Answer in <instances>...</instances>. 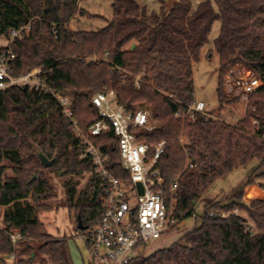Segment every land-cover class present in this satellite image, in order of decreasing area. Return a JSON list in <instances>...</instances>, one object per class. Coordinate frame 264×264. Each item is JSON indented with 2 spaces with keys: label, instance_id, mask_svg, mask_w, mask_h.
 <instances>
[{
  "label": "trees",
  "instance_id": "16d2710c",
  "mask_svg": "<svg viewBox=\"0 0 264 264\" xmlns=\"http://www.w3.org/2000/svg\"><path fill=\"white\" fill-rule=\"evenodd\" d=\"M78 14H87L79 0H0V36L10 41L0 46V56H15L9 59L10 76L41 70L38 76L47 88L70 98L84 132L100 119L92 103L98 93L113 91L119 105L130 112L148 108L157 128L143 132L140 139L152 145L166 142L157 166L167 194L178 178L179 222L196 215V205L216 181L253 162L257 165L246 186L264 190V0H203L195 10L192 0H177L171 9L159 12H149L135 0H114L112 20L97 32L72 30L70 23ZM216 21L221 22L214 42L219 108L241 100L227 97L223 89L222 79L231 67L253 70L263 83L236 126L202 114H196L195 122L175 116L186 112L195 98L194 64ZM26 26L28 34L12 40V31ZM93 141L109 155L114 175L127 182L112 131ZM35 146L49 159L56 156L52 167L41 164ZM81 152L53 94L27 85L0 91V264H7L11 255L16 264H74L67 239L47 232L39 219L51 209L41 202L51 196V178L61 172L68 178L63 182L67 206L76 218L81 216L86 230L79 232L88 246L87 238L103 214L105 192L92 160L82 159ZM188 159L193 169L186 170ZM8 169L14 176H7ZM85 176L87 185L76 197L73 178ZM248 194L251 203L244 201V188L230 201L206 200L199 226L172 246L139 255L128 264H264V201L258 200L264 193ZM212 210L228 216H210ZM236 212L244 213L253 226ZM11 230L22 236L16 246Z\"/></svg>",
  "mask_w": 264,
  "mask_h": 264
},
{
  "label": "built area",
  "instance_id": "2783aa9c",
  "mask_svg": "<svg viewBox=\"0 0 264 264\" xmlns=\"http://www.w3.org/2000/svg\"><path fill=\"white\" fill-rule=\"evenodd\" d=\"M29 28L26 26L13 30L12 40L28 34ZM10 58H15L10 52L0 56V91L27 85L30 89L53 94L65 118L72 124L74 136L82 151L81 158L92 160L94 174L102 182L105 192L102 199L104 210L96 230L87 238L92 255L89 264H128L141 255L138 253L139 248L185 222H179L176 215L178 178L173 181L167 194L166 180L157 166L165 152L166 142L152 145L140 139L143 132H152L157 128L150 111L138 108L137 111L130 112L119 105L113 91L98 93L92 98V103L98 110L100 119L84 132L74 115L70 98L47 88L38 76L41 72L39 69L21 77L10 76ZM225 78L229 89L237 91L238 98L246 104L250 96L263 85L253 70L240 65L231 67ZM136 87L140 89L139 78L136 80ZM196 114L215 118L208 113L206 104L195 98L187 105L186 112H177L175 116L195 122ZM110 131L117 138L120 166L129 175L127 182L114 175L109 168V155L103 153L93 141ZM187 141V137L183 135L181 143L185 144ZM194 167L192 160L188 159L186 170ZM138 184H141L143 194L140 193ZM209 215L226 218L228 213L212 210ZM9 237L15 246L22 238L18 230H11ZM8 261L16 264V256L11 255Z\"/></svg>",
  "mask_w": 264,
  "mask_h": 264
},
{
  "label": "rangeland",
  "instance_id": "374dc122",
  "mask_svg": "<svg viewBox=\"0 0 264 264\" xmlns=\"http://www.w3.org/2000/svg\"><path fill=\"white\" fill-rule=\"evenodd\" d=\"M135 1H137L140 5L146 6L149 12H159L162 6L161 1L171 3L173 0ZM202 1L203 0H192L193 9L195 10ZM113 3L114 0L80 1L79 7L85 10L87 14L85 16H80V14H78V16L70 23L71 29L75 31L80 30L97 32L105 28L113 18ZM220 30L221 22L216 21L213 24L212 31L209 36V43L202 50L199 62L194 64L193 73L195 99L197 101H203L207 106L208 113H210L215 118H218L219 120L224 121L227 124L235 125L245 117L248 104L240 100L234 104L225 106L223 109L219 108L218 99L216 96V89L219 83V55L215 49L214 42L216 38H218ZM9 44L10 41L7 38L0 36V46H8ZM222 83L224 92L228 93L226 94L227 97L238 98V92L234 91L233 89H229L225 77H223ZM141 108L150 111L146 107ZM4 164H6L8 167H11L8 162H4ZM256 165L257 164L253 162L246 167L234 170L225 178L216 181L207 190L203 198L196 205V215L193 218L186 220L185 223L179 225L173 231L164 234L159 239L151 240L149 243L139 248L138 253L143 256H151L155 252L164 248H168L174 243L179 242L186 232L200 225L201 220L199 216L204 212L206 200L220 202L232 200L234 198L233 193L236 190L241 191L246 186L250 176L256 168ZM6 174L7 176H14V172L11 169H8ZM63 177L64 175L59 177H50L51 184L54 188L53 193L48 199L42 200L41 203L50 205L51 209L40 213L39 219L45 225L47 232L54 235L55 237H65L67 239L74 264H89L92 258L91 251L87 246L86 240L84 239L83 235H81L79 229L77 228L78 222L75 212H70L67 206L63 182L68 178ZM73 181L77 189L76 197H78L86 187L88 179L87 176H85L83 178H73ZM256 186L259 187L258 185ZM257 191L259 190L255 187L244 191V201L247 203L253 202L249 201L250 194L248 193L252 192L253 194H255ZM261 200L264 201V198ZM236 213L244 218H247V216L242 212ZM247 221L251 225H253L248 218ZM0 226H3L1 220ZM254 230L256 231L255 226ZM7 263L11 264L8 260Z\"/></svg>",
  "mask_w": 264,
  "mask_h": 264
},
{
  "label": "water",
  "instance_id": "95a60500",
  "mask_svg": "<svg viewBox=\"0 0 264 264\" xmlns=\"http://www.w3.org/2000/svg\"><path fill=\"white\" fill-rule=\"evenodd\" d=\"M135 46H133L132 48H134ZM35 151H36V154L41 162V164L45 167V168H50L52 167L54 164H55V161H56V156L53 158V159H49L40 149L39 147L35 146ZM64 173L61 172L60 173V176H62ZM36 177H34L30 182H32ZM139 190H140V193L143 194V188L141 186V184H138L137 185ZM77 222H78V229L80 231H85L86 230V227L83 225V222H82V219H81V216L78 215L77 217Z\"/></svg>",
  "mask_w": 264,
  "mask_h": 264
},
{
  "label": "crops",
  "instance_id": "0c3cea01",
  "mask_svg": "<svg viewBox=\"0 0 264 264\" xmlns=\"http://www.w3.org/2000/svg\"><path fill=\"white\" fill-rule=\"evenodd\" d=\"M177 0H173L171 3H166V2H164V1H161V4H162V6H161V8H164L165 10H169V9H171V7L173 6V4L176 2ZM143 6V5H142ZM146 7V6H145ZM160 8V9H161ZM80 9H81V7H80ZM257 188L259 191H261V192H263L264 193V190H261L259 187H257L256 185H252V186H245L244 187V191H247L248 189H250V188ZM236 192V191H235ZM234 192V193H235ZM233 193V194H234ZM261 199H263V198H260V200ZM185 223V222H184Z\"/></svg>",
  "mask_w": 264,
  "mask_h": 264
}]
</instances>
